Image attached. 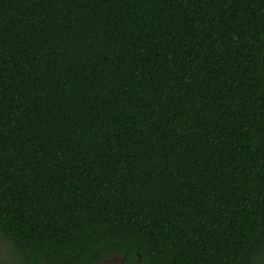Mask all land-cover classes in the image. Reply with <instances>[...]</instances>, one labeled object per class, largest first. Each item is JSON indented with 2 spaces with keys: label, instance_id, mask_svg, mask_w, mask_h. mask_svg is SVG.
Here are the masks:
<instances>
[{
  "label": "trees",
  "instance_id": "obj_1",
  "mask_svg": "<svg viewBox=\"0 0 264 264\" xmlns=\"http://www.w3.org/2000/svg\"><path fill=\"white\" fill-rule=\"evenodd\" d=\"M0 238L264 264V0H0Z\"/></svg>",
  "mask_w": 264,
  "mask_h": 264
},
{
  "label": "rangeland",
  "instance_id": "obj_2",
  "mask_svg": "<svg viewBox=\"0 0 264 264\" xmlns=\"http://www.w3.org/2000/svg\"><path fill=\"white\" fill-rule=\"evenodd\" d=\"M121 257L109 256L105 259V264H121ZM21 257L12 251L8 242L0 238V264H21Z\"/></svg>",
  "mask_w": 264,
  "mask_h": 264
}]
</instances>
